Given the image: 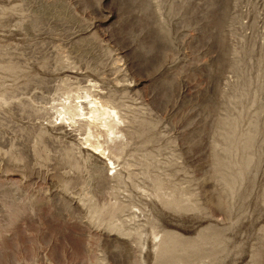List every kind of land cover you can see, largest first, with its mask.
I'll list each match as a JSON object with an SVG mask.
<instances>
[{"label": "rangeland", "instance_id": "1", "mask_svg": "<svg viewBox=\"0 0 264 264\" xmlns=\"http://www.w3.org/2000/svg\"><path fill=\"white\" fill-rule=\"evenodd\" d=\"M0 264H264V0H0Z\"/></svg>", "mask_w": 264, "mask_h": 264}, {"label": "bare ground", "instance_id": "2", "mask_svg": "<svg viewBox=\"0 0 264 264\" xmlns=\"http://www.w3.org/2000/svg\"><path fill=\"white\" fill-rule=\"evenodd\" d=\"M83 82V81H82ZM91 85V87L92 88H95L96 86H98V85H96V84H90ZM83 87V86H82ZM89 87V86H88ZM84 89V88H83ZM92 90V89H91ZM92 92V91H91ZM99 92V91H98ZM94 93V92H93ZM100 93V92H99ZM93 96V97H92ZM95 95L94 94H92V93H90V90H86V91H84V96H80V95H78L77 94V96H75L77 99L76 100H74V102H73V99L71 98V96H68L67 95V97H63L62 99H59L57 102L55 101V102H52V103H50V108H56V106H59V108H56V110L58 109V113H59V116L58 117H55V120L56 119H59L57 122H55V120H48V122H51L52 123V121H54V124L55 125H57L56 126V128H62V129H64V130H68V132H70L71 130H72V127L74 126V123L70 120V118H69V113H70V111H74L75 110V112H79V113H77V115H80V116H82V117H84V119H85V121H88L87 122V135H89L90 134V132H89V128H90V123L91 122H93L94 120H96L97 119V117L101 114H104V115H106V116H110V117H112V118H114L115 119V122H116V125H118V123L119 122H121V121H119V118L120 117H118V115H117V112H116V110L115 109H113L111 106H109V105H105V104H102V102H100L99 100H97L98 98H95L94 97ZM98 96V95H97ZM81 98H83V99H81ZM85 98H89L88 100L87 99H85ZM100 108V109H99ZM84 109H86L85 111H84ZM103 116V115H102ZM105 116V117H106ZM77 117V116H76ZM75 117V118H76ZM52 118V117H51ZM78 118H79V116H78ZM81 118V117H80ZM79 118V119H80ZM99 119H100V117H98ZM104 118V117H103ZM49 119V118H48ZM76 120V119H75ZM100 120H102V119H100ZM105 120V119H104ZM103 120V121H104ZM97 121H98V119H97ZM114 122V123H115ZM46 124V123H45ZM48 124V123H47ZM103 124V123H102ZM52 125V124H51ZM103 125H105V124H103ZM102 125V126H103ZM119 125H120V123H119ZM119 127V126H118ZM111 127L109 126V128H107V129H109L110 131H109V133H112V129H110ZM74 129V128H73ZM97 129V128H96ZM106 129V130H107ZM74 130H76V129H74ZM73 131V130H72ZM78 133V132H77ZM85 139H87V137L85 138ZM89 139V138H88ZM84 141V140H83ZM85 143V142H84ZM90 144V143H89ZM98 144V143H97ZM91 146H92V148L96 151L97 149H98V147L99 146H95V145H92V144H90ZM86 148V147H85ZM99 151V150H98ZM104 151H105V149H104ZM100 152H103L102 150H100ZM94 153H96V152H94ZM108 160H109V158H108ZM109 163H111V162H109ZM113 163H111V165H112ZM105 166V165H104ZM115 167H116V165H115ZM108 168H114V166H112V167H108ZM114 170V169H113Z\"/></svg>", "mask_w": 264, "mask_h": 264}]
</instances>
